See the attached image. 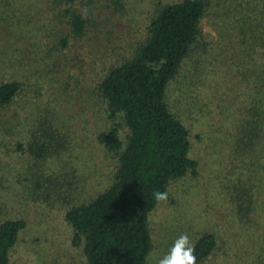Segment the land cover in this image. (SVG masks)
Listing matches in <instances>:
<instances>
[{
  "label": "trees",
  "instance_id": "trees-1",
  "mask_svg": "<svg viewBox=\"0 0 264 264\" xmlns=\"http://www.w3.org/2000/svg\"><path fill=\"white\" fill-rule=\"evenodd\" d=\"M5 54L0 148L20 170L9 197L0 195V207L18 208L0 212V264H10L24 234L54 233L31 236L52 207L86 264H150L155 241L166 240L153 193L169 197L177 181L201 176L193 134L226 167V224L254 221V181L264 189V0H0ZM173 88L178 110L185 90L203 103L196 110H206L212 136L193 133L172 108ZM27 149L37 165L28 161L23 177ZM77 151L111 166L108 175L88 177ZM196 230L187 235L203 264L226 240L220 225Z\"/></svg>",
  "mask_w": 264,
  "mask_h": 264
},
{
  "label": "rangeland",
  "instance_id": "rangeland-1",
  "mask_svg": "<svg viewBox=\"0 0 264 264\" xmlns=\"http://www.w3.org/2000/svg\"><path fill=\"white\" fill-rule=\"evenodd\" d=\"M133 2L136 3L138 0H133ZM27 12H32V9L28 7L26 9ZM40 13H42L41 10L37 12L33 11L30 16L39 18ZM132 16H135V12ZM147 16V13L138 16L142 28ZM120 27L122 32L126 34L130 25L126 28L121 23ZM134 31L138 32V27ZM7 59L8 55L6 54L0 58V72H4L5 68L10 70L7 66ZM194 76L200 77L201 73L199 72ZM187 86L189 85H184V87ZM199 90H202V87ZM170 94L172 108L177 110L179 115L182 112V115L186 118L187 125L193 129V133L206 132L208 136H212L214 125L208 121V115L204 112L206 111L205 109H203V112L196 110L204 106L203 103L200 101L194 104L190 101L189 98L193 94L192 91L190 89L189 91H183L180 98L181 111L178 110L179 106L177 107L176 105L180 97L177 88H173ZM27 110L26 112H28ZM91 123H95V120ZM58 132L61 133L62 130ZM192 141L194 153L196 154V150L199 149L205 158L201 164V176L196 179L190 175L174 183L171 187L170 196L166 201L161 203L160 208L153 215L155 226L160 227L158 231H161L163 226H165L164 235L166 240L162 241L159 239L155 241L158 246L154 247L153 252L151 251L150 264H156V261L164 256L159 251L161 247V249L168 252L175 239L181 234H190L196 227H198V230L195 232L200 233L204 227L214 226V224L220 225V232L223 234L226 243L220 241L221 248H216L214 253L203 264H264V189L260 187L261 181H254L255 184L257 183L253 195L256 198L254 221L248 223L250 226L236 224L229 227L226 223L228 222L227 214L230 204V194L226 196L223 191L228 176L226 174V167L222 164V159L214 154L217 147H211L208 142L204 144L200 143L194 134L192 135ZM87 153V151H77L76 161L79 163V166L85 169L88 177L95 180L102 179L103 176L106 177L111 166L106 167L99 162L97 164L94 160H88ZM26 158L27 163H24L25 161L23 162L20 158V161L25 166L21 171V174H23L21 176L23 177H25V172L28 170V161L30 164L37 165V158L28 149ZM19 170H14L13 157H9L0 148V195L2 196V200H6L9 197L7 194V192L9 193L8 186L16 183L15 176ZM17 209L16 204L8 207L1 204L0 212L5 210L6 216H10ZM224 213H226L225 219L222 218ZM32 216L33 213L31 212L30 217ZM45 217L50 221L47 219L39 221L40 223L37 221V229L36 231L34 230L35 234L31 236L38 235L36 233L43 232L45 228L53 229L54 233L47 237H42L40 240L31 239L27 234H24L23 237L25 239L12 251L10 264H86L81 249L74 247L69 240L71 231L62 213L52 207L46 210ZM230 233L233 234V238H230ZM232 244H236V247L230 249ZM224 246L227 247L225 255L223 254L224 249H222Z\"/></svg>",
  "mask_w": 264,
  "mask_h": 264
},
{
  "label": "clouds",
  "instance_id": "clouds-1",
  "mask_svg": "<svg viewBox=\"0 0 264 264\" xmlns=\"http://www.w3.org/2000/svg\"><path fill=\"white\" fill-rule=\"evenodd\" d=\"M168 195L167 190L153 193L157 202L166 201ZM156 264H197L195 244L189 235L181 234L176 238L170 250L162 258H159Z\"/></svg>",
  "mask_w": 264,
  "mask_h": 264
}]
</instances>
